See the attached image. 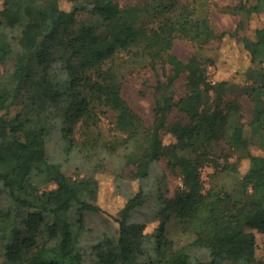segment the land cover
I'll use <instances>...</instances> for the list:
<instances>
[{"label": "trees", "instance_id": "1", "mask_svg": "<svg viewBox=\"0 0 264 264\" xmlns=\"http://www.w3.org/2000/svg\"><path fill=\"white\" fill-rule=\"evenodd\" d=\"M0 1V264H264V154L248 152L239 95L228 98L231 81L209 80L196 55L183 60L172 51L176 39L204 47L236 38L249 58L246 80L254 81L247 89L252 138L264 149V25L255 39L217 33L188 6L165 15L174 0L145 8L120 0H66L70 8L62 0ZM88 9L92 19L77 27ZM232 9L264 16V0ZM145 11L164 17L150 26ZM140 65L159 76L149 124L123 93L129 69ZM175 110L180 116L171 120ZM57 128L97 167L104 166L101 154L116 155L118 175L137 183L114 218L119 229L89 243L86 213L102 211L99 182L68 175L49 158L48 136ZM223 141L229 150H216ZM231 150L247 152V170ZM162 161L183 177L174 196L168 174H154ZM209 167L233 175L235 186L207 185ZM152 199L161 223L149 232L135 214ZM173 218L193 235L190 243L174 245Z\"/></svg>", "mask_w": 264, "mask_h": 264}, {"label": "rangeland", "instance_id": "2", "mask_svg": "<svg viewBox=\"0 0 264 264\" xmlns=\"http://www.w3.org/2000/svg\"><path fill=\"white\" fill-rule=\"evenodd\" d=\"M158 0H120L123 6H138L145 8L148 3ZM169 0H162L161 4L168 3ZM245 0H174L175 3L172 10H165V15L180 12L182 8L188 6L195 16L208 17L213 28L217 33L222 31H239L240 35H245L251 39L256 38V30L264 25V16L254 13L246 16L244 13H236L232 7L240 4ZM65 8H70V3L62 0ZM2 1H0V8ZM155 17V16H154ZM148 17L145 11L144 18L148 20L150 26L156 25L164 15L158 17ZM92 19L90 9L82 11L78 14V24L87 22ZM244 21L245 26L240 29V23ZM172 51L183 60H188L196 55L204 62L207 69L209 80L216 82L218 80L231 81L228 98L239 95L243 105L244 121L246 123V135L252 139L248 152L251 154H264V149L259 146L252 138L250 120L253 115V101L247 94V89L254 81L246 80L244 71L250 66L247 54L239 48V43L235 37L226 38L225 40L214 39L204 47H200L196 42L186 39H176ZM159 72L164 75V70L160 68ZM164 77V76H163ZM159 76L147 65L132 67L128 71V75L124 82L123 93L127 101L142 114L145 121L149 124L154 120V106L159 92L156 90V83ZM185 79L178 81L177 96L185 94ZM15 113V110L12 112ZM180 113L175 110L171 114V120H175ZM108 119H112L108 116ZM166 142L171 140L168 134L164 135ZM69 139L59 128L54 129L48 136L47 147L49 158L62 163L64 172L74 177H94L99 182V195L96 204L102 208L99 212H87L86 220L88 230L85 233V241L91 242L103 235L105 231H117L119 223L114 220L118 216L119 210L125 205L127 196L130 192L137 188V183L129 177L119 176L117 173V165L119 158L114 154H99L103 159L104 166L97 167L95 159H87L77 150L71 149ZM222 148L229 150L226 141L216 147L220 151ZM231 159L240 162L241 170L245 171L250 165L247 152L231 150ZM204 173L206 184H218L227 189L235 186L233 175L226 172L215 171L213 167L206 169ZM164 171L168 174L167 188L168 195L174 194L184 186L183 177L180 169L176 172L172 171L167 165V161H162L156 167L154 174L161 176ZM56 187L55 183H51L48 188ZM155 197V196H154ZM136 217H142L148 222V231L154 232L161 223L160 218L156 215L154 200L144 203ZM168 235L174 241L176 247L183 246L193 240V235L185 231L178 221L173 218L168 223ZM1 239V234H0ZM2 250L0 240V252ZM199 255L203 254L202 250H194ZM259 251L260 248H259ZM26 264V263H24Z\"/></svg>", "mask_w": 264, "mask_h": 264}]
</instances>
